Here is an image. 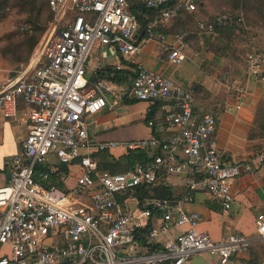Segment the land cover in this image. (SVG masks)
Here are the masks:
<instances>
[{"label": "built area", "instance_id": "2783aa9c", "mask_svg": "<svg viewBox=\"0 0 264 264\" xmlns=\"http://www.w3.org/2000/svg\"><path fill=\"white\" fill-rule=\"evenodd\" d=\"M137 1L158 10L142 39L131 0H48L52 18L43 37L30 58L0 84L5 117L26 128L20 151L7 162L10 180L0 187V264H187L198 251L217 256V264H227L233 254L252 245L254 238L241 231L214 240L198 229L199 212L148 199L146 204L164 211L155 223L158 217L136 194L143 184L190 173L184 199L193 201L192 190L199 184L221 201L227 213L233 203L234 180L254 167L251 160H223L215 136L216 114L210 110L196 118L190 89L132 60L160 22L169 23L182 11L196 10L200 0ZM234 20L233 14L225 13L214 20H200L197 26L203 34ZM238 20L244 22V16ZM17 28L34 32L29 21H20ZM185 36L175 34V46L163 44L174 64L187 58ZM96 43L117 51L121 57L117 68L134 64L128 65L132 74L126 81H90L87 66ZM245 71L264 76L263 51L248 52ZM229 88L241 100L248 93L244 82L232 80ZM127 98L159 103L170 134H158L150 122L154 131L149 137L94 141L86 116L106 108L109 99L116 104ZM118 146L151 149L153 155L124 172H101L95 153ZM255 160L264 166V152ZM63 165L67 171H59ZM148 225L147 243L140 242L136 233ZM178 225L187 227L155 246L160 235ZM255 225L257 237L264 239V212L256 216Z\"/></svg>", "mask_w": 264, "mask_h": 264}, {"label": "crops", "instance_id": "0c3cea01", "mask_svg": "<svg viewBox=\"0 0 264 264\" xmlns=\"http://www.w3.org/2000/svg\"><path fill=\"white\" fill-rule=\"evenodd\" d=\"M172 22H160L154 36L142 42L140 54L132 60L143 62L147 67L163 72L175 82L190 89L195 97L193 107L196 118L210 110L216 114L215 136L223 160L235 162L251 160L254 167L252 171H244L234 180L231 188L233 203L227 213L224 212L221 201L199 184L192 190L194 200L184 199L190 189L189 181L192 180L190 173L164 176L160 182L170 184L178 196L177 200L170 202L171 204L199 212L201 219L198 229L209 233L214 240H219L233 231H241L254 238L248 250L233 254L227 264H264V239L257 237L255 225L256 216L264 212V166H259L255 160L257 155L264 152V78L250 76L244 68L240 78L234 79L248 86V93L241 100L236 91L229 88L231 80L228 78L236 75L231 56L220 42L221 38L212 32L198 34L192 31L185 38L188 46L184 52L187 58L180 64H174L163 51V44L175 46L177 44L175 34L182 32L180 29L184 25L178 21L177 30ZM92 53L87 66V77L91 82L96 80L98 69L116 66L121 61L115 49L99 43L94 45ZM131 64L133 63L128 62L125 69H129L128 65ZM11 67L9 64L5 65L11 72L3 73V79L13 74L14 69ZM108 102L109 105L100 112L86 116L88 133L94 141L149 137L154 131L150 122H153L158 134H170L165 130L159 103L151 104L144 100L128 102L126 99L116 104H112L111 99ZM152 107L155 108V112L147 122ZM25 134L26 128L17 120L5 117L0 108V187L5 186L10 180L7 162L20 151ZM109 151L118 158L128 150L118 146ZM97 157L99 158L98 154ZM72 168L77 169L76 166ZM195 179L198 180L199 176ZM163 212L160 210L155 213L158 217L155 223H159ZM186 227V225L172 227L167 234L159 236L155 246L160 247ZM217 261V256L207 251H198L187 264H217Z\"/></svg>", "mask_w": 264, "mask_h": 264}, {"label": "trees", "instance_id": "16d2710c", "mask_svg": "<svg viewBox=\"0 0 264 264\" xmlns=\"http://www.w3.org/2000/svg\"><path fill=\"white\" fill-rule=\"evenodd\" d=\"M201 1L202 0L198 2L196 10L198 9V6L201 4ZM249 3H250V0H242V1L238 0L236 7L240 11L224 12V13L214 15L213 17H210L208 19H204L201 21L214 20L219 15L230 13L234 15L235 20L225 26H217L212 33H215L219 36V38H222L224 33L226 32L229 34H232L234 30H237V29L242 31L244 30L245 15L241 12V9L243 8L245 9L246 7H248ZM257 7L260 11H262V8H261L262 6H257ZM131 8L138 15V21L140 24L138 35H139V38L142 39L145 35L144 32H145V28L147 24L152 19H154L158 10L156 8L147 7L144 4H141L137 0H131ZM11 9H16L18 13L25 15L26 20H23V21H29L34 25L33 33L23 32L24 40H22L21 44H25V43L29 44L28 54L26 55V57L21 56V57H18L16 60L13 59V61H19L20 63H22L24 61H27L32 55V51L34 47H36V45L40 41V37L45 31L47 23L52 18V11L49 7L48 0H0V20L5 18L6 15L8 14L7 11ZM196 10L192 12L182 11L179 17H183L184 15L192 16ZM241 14L244 16V22L238 20ZM33 22H35V24ZM186 23H187L186 21L183 23L184 27L180 29L182 32H180L179 34L186 33L185 38H187L189 34H191L192 31H195L198 34H200L197 24L195 26V29L192 30L191 26H189ZM36 24H38V26ZM259 27H261V25ZM177 33L178 32H176V34ZM223 47L227 49L225 45H223ZM0 53H2V51H0ZM132 65L133 64H131V66ZM130 74H132V70L130 68L129 69H125V68L119 69L116 66H105L97 70L96 80L99 78H108V79H111L117 82H124L128 79ZM135 100L136 99H133V98L126 99V101L128 102H132ZM154 112H155V108L152 107V110L147 118V122H149L150 120L149 118H152V115H154L153 114ZM97 154L99 156V158L98 157L97 158L99 162V170L101 172L118 173V172L127 171L129 169H133L136 167L138 163L143 164L146 160L152 157L153 151L151 149L128 150L126 154L118 158L115 157L113 154H111L109 150H101L95 153L96 156ZM67 170H68L67 165H63L61 166L59 171H67ZM136 194L138 195L141 201V204L143 206L150 207L154 213L160 211V209L153 206V204H146L145 203L146 200L157 199L161 201L173 202L177 200L178 198V196L174 193L173 187L170 184L165 183V182H159L157 184H143L137 188ZM150 228H151V225H148L137 231L136 236L140 242L147 243V234L150 231ZM151 247L154 248L155 246L151 245Z\"/></svg>", "mask_w": 264, "mask_h": 264}, {"label": "rangeland", "instance_id": "374dc122", "mask_svg": "<svg viewBox=\"0 0 264 264\" xmlns=\"http://www.w3.org/2000/svg\"><path fill=\"white\" fill-rule=\"evenodd\" d=\"M237 2L238 0H202L198 9L192 16L184 15L175 21L173 20V26L176 27L178 21L181 23L186 21V24L191 26V29L194 30L199 20L208 19L224 12L240 11L236 7ZM257 6H262V11H260ZM7 12L8 14L6 17L0 20V51H2V53H0V61H2L0 63V78L3 77V73L8 72L9 74L11 72L5 68V65L9 64L12 66V69H16L18 67L17 64L20 62L13 61V59L16 60L21 56L26 57L29 51V44H21L22 40H24V33L17 28L20 21L26 20V16L18 13L16 9H11ZM241 12L245 15L244 30L240 31L237 29L234 30L232 34L226 32L220 39V42L225 45L227 48L226 50L231 56L234 74H236L228 78L231 81L235 78H240L243 74L246 57L251 49L255 48L264 52V0H250L249 6L245 9H241ZM33 23L35 24V22ZM48 24L49 22L47 23V26ZM36 25L38 26V24ZM260 25L261 27H259ZM176 29L178 30V27H176ZM44 32L40 39L43 37ZM34 49L32 53L34 52ZM6 76L7 75H5V77ZM257 78L263 79L264 76ZM3 80L5 79L2 78L0 80L1 83Z\"/></svg>", "mask_w": 264, "mask_h": 264}]
</instances>
